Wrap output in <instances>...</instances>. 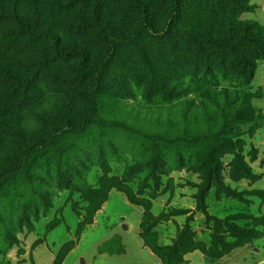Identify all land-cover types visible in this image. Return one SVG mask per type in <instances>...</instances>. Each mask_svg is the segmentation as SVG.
I'll return each instance as SVG.
<instances>
[{"label": "rangeland", "instance_id": "obj_1", "mask_svg": "<svg viewBox=\"0 0 264 264\" xmlns=\"http://www.w3.org/2000/svg\"><path fill=\"white\" fill-rule=\"evenodd\" d=\"M247 7L251 10H237L236 19L263 26L264 0H249ZM18 8L22 14L36 15L31 1H20ZM38 9L62 46L83 48L90 66L98 61L104 47L84 20L92 16L89 9L76 0H38ZM166 9L161 7L159 14ZM52 42L48 37L20 36L13 19L0 20V47L17 55L8 67L15 79H2L0 73V147L16 146L17 126H23L27 139L41 138L54 130L59 116H86L81 92L89 85L76 78L71 67L78 58L58 56ZM212 56L214 62L208 65L178 34L144 38L135 47L121 49L103 78L99 116L142 134L91 126L65 136L63 151L57 146L34 157L29 173L4 182L0 264H54L57 257L60 264H160L142 249L144 207L156 219L147 236L150 243L171 245L188 216L174 211L189 210L196 241L208 248L212 223L206 226L204 215L195 211L194 196L209 144L188 145L176 138L209 125L219 128L227 111L239 123L240 135L235 147L217 153L219 182L209 189L205 205L209 215L233 217L230 222L255 239L237 243L223 229V241L234 245L220 258L211 259L197 249L184 260L264 264V59L256 62L253 77L247 79L236 66L219 64L218 50H212ZM4 85L13 92L4 95ZM236 154L249 176L231 172ZM94 190L107 200L92 213L90 207L100 200L94 195L91 205L88 198ZM121 190L140 205H131Z\"/></svg>", "mask_w": 264, "mask_h": 264}, {"label": "trees", "instance_id": "obj_2", "mask_svg": "<svg viewBox=\"0 0 264 264\" xmlns=\"http://www.w3.org/2000/svg\"><path fill=\"white\" fill-rule=\"evenodd\" d=\"M20 1L25 0H0V20L13 19L18 26V35L20 36L29 39L50 38L53 41L52 48L55 53L66 60L78 58V62L73 63L71 67L76 78L89 85L88 89L81 92L87 111L86 116L82 118H77L74 115L59 116L54 130L41 138L27 139L23 136V126H17L15 134L18 137V142L16 146L0 147V186L13 177L29 173L34 163L33 158L37 155L57 146L60 147V151H63L62 141L65 136L81 134L91 126L121 128L142 134L139 130L130 128L124 123L105 120L99 116L102 107L100 92L105 87L103 78L121 49L135 47L144 38L161 40L178 34L185 42L191 43L199 53L203 54L204 61L208 65L214 62L212 50L216 49L218 50L219 64L236 66L247 79L253 77L256 62L264 59V25L260 26L254 21H238L236 19L237 10H251L250 7H247L249 0H76L84 8L90 10L92 16L84 17V20L86 25L96 32L104 47L101 57L91 66L83 48L72 44L67 47L62 46L60 41L55 38L56 35L50 26L43 24L41 16L37 15L38 0H28L34 5L36 12L34 17L19 11ZM165 5L167 9L164 15H161V10L159 14V9ZM159 19L162 21L158 22ZM16 59L17 55L13 51L0 47V73L4 74L2 79H15V74H11V69L8 67ZM143 61L146 62V59L143 58ZM3 87L4 95L13 92V90L8 91L5 85ZM239 135V123L237 120H233L232 113L227 111L221 116L219 128L214 129L209 125L205 131L182 134L176 138V141L188 145L209 144L205 154L206 163L201 183L197 187L194 199L195 211L204 215L206 226L212 223L213 233L210 246L206 248L196 241V234L190 227V223L193 222V212L176 210L174 215L188 216L185 225L177 233L171 245L152 244L148 241L147 236L156 219L149 213L148 208L144 207L139 235L143 245L159 259L160 264H185L184 257L197 249H200L211 259L220 258L234 245L223 241L221 237L223 229L233 235L237 243L251 242L255 239L252 232L230 222L233 217L220 220L209 215L205 205L209 189L214 182H219L220 165L217 153L235 147L234 139ZM151 160L156 163L158 158L153 156ZM231 172L246 176L250 174L249 168L238 154L232 159ZM61 181L67 182L64 178H61ZM94 195H99L100 200L90 207L92 213L98 211L101 204L107 200L106 195L100 190H94L88 198L91 205ZM126 196L131 205H140V202L132 199L129 194ZM88 224L89 222L82 225ZM59 258L57 257L54 264H60Z\"/></svg>", "mask_w": 264, "mask_h": 264}, {"label": "crops", "instance_id": "obj_3", "mask_svg": "<svg viewBox=\"0 0 264 264\" xmlns=\"http://www.w3.org/2000/svg\"><path fill=\"white\" fill-rule=\"evenodd\" d=\"M142 242V241H141ZM142 249H147V250H149L147 247H145L144 245H143V242H142ZM150 251V250H149ZM150 253H151V251H150ZM152 254V253H151Z\"/></svg>", "mask_w": 264, "mask_h": 264}]
</instances>
